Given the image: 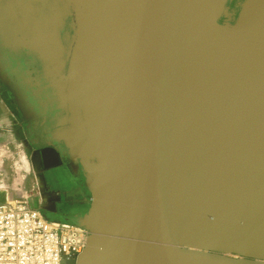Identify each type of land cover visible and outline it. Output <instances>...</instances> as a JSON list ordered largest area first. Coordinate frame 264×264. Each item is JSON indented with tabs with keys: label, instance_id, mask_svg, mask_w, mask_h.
I'll return each instance as SVG.
<instances>
[{
	"label": "water",
	"instance_id": "95a60500",
	"mask_svg": "<svg viewBox=\"0 0 264 264\" xmlns=\"http://www.w3.org/2000/svg\"><path fill=\"white\" fill-rule=\"evenodd\" d=\"M5 1L14 34L49 0ZM61 1L53 137L91 194L76 264H264V0L233 23L232 0Z\"/></svg>",
	"mask_w": 264,
	"mask_h": 264
},
{
	"label": "flooded vegetation",
	"instance_id": "af4514ba",
	"mask_svg": "<svg viewBox=\"0 0 264 264\" xmlns=\"http://www.w3.org/2000/svg\"><path fill=\"white\" fill-rule=\"evenodd\" d=\"M13 1L17 0H6L3 5ZM242 2H231L230 15L223 22L237 20ZM28 3H24L23 9L28 14L29 24L19 26L20 33L11 34L2 28L0 9V94L17 119L18 134L28 140L34 150L46 147L61 153V164L58 162L43 170L42 179L50 200L46 209L70 222L80 212L59 203V179L81 182V177L72 166L78 162L65 159L62 145L53 137L55 130L64 124L65 114L50 81L56 71L52 68L49 71L47 65L54 68L61 59L68 58L74 35L72 16H68L61 0H49L45 4L33 2L34 13L29 12ZM15 18L25 16L20 13ZM63 200H66L64 195Z\"/></svg>",
	"mask_w": 264,
	"mask_h": 264
},
{
	"label": "built area",
	"instance_id": "2783aa9c",
	"mask_svg": "<svg viewBox=\"0 0 264 264\" xmlns=\"http://www.w3.org/2000/svg\"><path fill=\"white\" fill-rule=\"evenodd\" d=\"M89 236L84 226L49 220L28 200L2 201L0 193V264H76Z\"/></svg>",
	"mask_w": 264,
	"mask_h": 264
},
{
	"label": "rangeland",
	"instance_id": "374dc122",
	"mask_svg": "<svg viewBox=\"0 0 264 264\" xmlns=\"http://www.w3.org/2000/svg\"><path fill=\"white\" fill-rule=\"evenodd\" d=\"M244 1L245 0H243V2ZM0 96L2 97L1 94ZM5 103L7 104L6 101ZM10 112L15 120L13 129L15 134L12 136L10 142L0 143L1 199L2 201H4L7 197H10L11 199H24L28 200L29 203L34 207H45L43 203H47L48 194L43 184V170L39 167L37 155H35L34 149L30 145L29 141L18 134L17 119L11 109ZM79 172L81 182H77L75 187L77 186L84 189L83 185H85V177L81 168L79 169ZM67 182L68 181L65 180L62 181V183H60V188L63 190L70 188V186L67 187ZM88 206L87 208L89 209L90 206ZM44 214L49 220L63 221L62 218L58 217L53 211H50L49 209L44 208ZM70 222L76 223L75 221Z\"/></svg>",
	"mask_w": 264,
	"mask_h": 264
},
{
	"label": "crops",
	"instance_id": "0c3cea01",
	"mask_svg": "<svg viewBox=\"0 0 264 264\" xmlns=\"http://www.w3.org/2000/svg\"><path fill=\"white\" fill-rule=\"evenodd\" d=\"M14 125L15 120L10 112V109L8 108L3 98L0 96V143H8L11 141L12 136L15 134L13 130ZM34 153L35 155H37L38 164L42 170L53 167L58 162L60 165L62 162L61 153L58 154L54 149L51 148H39L37 151L34 150ZM72 166L75 167L78 171L81 168L79 162L73 163ZM62 181L64 180L59 179V192H61L62 194L61 195L59 193V203L62 204L61 206L66 207L67 209L75 208L81 214L84 213L88 209L87 206H90L91 204V194L89 190L86 188L85 185H83L84 189L77 186L75 187V184L77 185V182L71 180L67 182V187L70 186V188L63 190L62 188H60V183H62ZM63 195L66 197V200H63ZM49 201L50 200L47 198V203H43L45 207L39 206V208H42L43 212L44 208L49 205Z\"/></svg>",
	"mask_w": 264,
	"mask_h": 264
}]
</instances>
